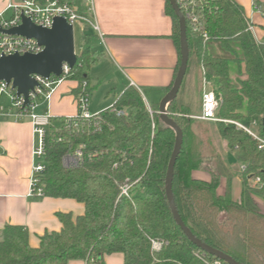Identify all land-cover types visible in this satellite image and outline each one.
Instances as JSON below:
<instances>
[{
  "label": "trees",
  "instance_id": "trees-1",
  "mask_svg": "<svg viewBox=\"0 0 264 264\" xmlns=\"http://www.w3.org/2000/svg\"><path fill=\"white\" fill-rule=\"evenodd\" d=\"M61 1L88 14L85 0ZM196 2L198 21L187 20L188 71L168 107L184 134L173 181L176 206L187 227L204 243L242 264H264V214L248 203L250 196L264 200V150L234 124L193 118L201 114L203 95L198 110L186 87L191 73L199 70L222 101L219 118L246 126L260 119L257 130L264 139V41L256 40L243 8L233 0ZM166 12L174 24L173 39L181 63L180 22L169 0ZM93 36L85 34L81 51L76 52L78 60L70 77L78 82L76 97L91 94L85 69L102 58L91 49ZM174 82L167 91H145L152 112L142 94L130 86L115 103L127 111L125 118L105 110L100 113L101 124L92 122L79 130L66 129L68 118H49L46 171L40 181L44 197L76 200L85 205V214L76 221L69 214H58L62 231L44 235L38 248L29 245L26 228L6 226L0 238V264H69L91 259L93 264H104V257L113 254H122L124 264H226L191 243L169 205L166 177L176 135L161 122L159 107ZM208 125L217 129L230 154L248 165L239 200L232 196L231 182L223 195L219 193V174L214 173L210 181L194 177L206 152L215 150L199 139ZM60 136L63 142L57 141ZM81 145L90 158L76 168L64 167L63 158ZM249 176L259 177L262 187L251 189ZM126 182H137L129 197L121 196ZM154 242L162 245L160 250H154Z\"/></svg>",
  "mask_w": 264,
  "mask_h": 264
},
{
  "label": "crops",
  "instance_id": "crops-1",
  "mask_svg": "<svg viewBox=\"0 0 264 264\" xmlns=\"http://www.w3.org/2000/svg\"><path fill=\"white\" fill-rule=\"evenodd\" d=\"M20 0H0V15L12 16L11 5ZM244 10L248 24L253 27L257 41H264V0H233ZM96 50L102 56L89 74L92 92L101 84L111 90L114 106L126 88L132 86L150 104L145 91H167L179 69L180 56L173 39L174 24L166 12V0H93ZM94 76V77H93ZM98 84V85H97ZM78 82L66 80L44 104L49 118H74L78 114L75 90ZM106 107V106H104ZM43 109V113H44ZM99 112V114L102 111ZM109 110V109H107ZM36 137L30 118L17 121L11 115L0 117V238L6 226H20L29 233V245L38 248L41 238L61 232L63 224L58 214H69L73 221L85 214V205L73 199L29 196L33 167V147ZM226 154L225 163L233 172L232 196L241 197L243 177L240 166L236 173ZM194 177L209 181L207 171H195ZM230 176H221L219 193L226 191ZM69 264H92L87 261H71ZM104 264H124L122 254L104 257Z\"/></svg>",
  "mask_w": 264,
  "mask_h": 264
},
{
  "label": "built area",
  "instance_id": "built-area-1",
  "mask_svg": "<svg viewBox=\"0 0 264 264\" xmlns=\"http://www.w3.org/2000/svg\"><path fill=\"white\" fill-rule=\"evenodd\" d=\"M205 1V0H201ZM88 7V14L83 15L78 10L67 3H62L61 0H20V3L11 5L12 16L5 18L0 15V30H9L16 28L22 23V18L25 16L29 18L35 25L51 29L56 18H64L70 25L75 27L78 24H85L91 28L98 30L94 23L93 16V0H85ZM179 6L186 18L196 23L197 17L195 16V8L197 5L196 0H178ZM264 23V17H263ZM249 30L252 32L253 27L248 24ZM205 40L208 35L204 34ZM43 50L36 40L27 39L20 36H9L0 32V58L3 56H11L14 54L24 55L26 53L38 54ZM71 68L65 64L63 74L60 77L51 76L45 79L36 76L35 79L39 86L35 91L30 93V103L25 105L24 96H19L16 90L12 89V85H8L5 81H0V117L11 114L17 121H22L25 118H30L33 123V131L36 141L33 147V167L32 176L30 181L29 196L32 199H39L44 197V189L40 186L42 175L46 171L45 157L47 148V127L50 125L49 116L46 112L43 115H35L34 111L41 105L46 104L52 98L53 93L60 87L66 80L71 77ZM86 85V84H85ZM89 96L87 93H81L76 97L78 106L77 117L68 118L66 122V129L79 130L84 128L85 125H90L94 122L95 125L102 123L100 114L92 115L89 110ZM221 99L217 96L216 92L212 89L211 85L205 80L204 92L202 97L201 114L193 118L210 123H225L234 124L239 130L246 132L258 143L261 150H264V139L258 133L260 119H255L250 126H246L240 122L221 119L218 116L221 107ZM110 114L115 115L117 118H125L127 111L116 106L108 110ZM77 118V119H76ZM58 142H63V137L57 139ZM84 145H81L74 153H69L63 158L64 167L71 169L80 166L84 160L90 158V155H85ZM248 165L242 163L240 166L241 174L247 172ZM126 182L121 186V196L129 197L132 187L136 184ZM248 186L251 189H260L262 181L259 177L249 176ZM161 244L154 242V250H160ZM94 263V259L87 261ZM216 264H221L216 262Z\"/></svg>",
  "mask_w": 264,
  "mask_h": 264
},
{
  "label": "water",
  "instance_id": "water-1",
  "mask_svg": "<svg viewBox=\"0 0 264 264\" xmlns=\"http://www.w3.org/2000/svg\"><path fill=\"white\" fill-rule=\"evenodd\" d=\"M169 1L180 22L181 63L174 85L162 99L159 107L161 122L166 127L171 128L176 135L175 147L166 177L167 198L176 223L191 243L204 253L226 264H242L230 255L209 246L197 238L184 223L176 206L173 181L176 164L184 144V134L178 123L169 115L168 107L177 98L185 80L190 60V47L187 35V20L179 6L178 0ZM0 32L9 36H20L36 40L39 46L43 48L38 54H14L0 58V81H5L8 85H12V89L16 90L19 96H24L26 106L30 103V93L39 86L35 79L36 76L45 79H49L51 76L60 77L63 74L65 64L71 69L77 64L74 27L64 18H56L52 28L47 29L35 25L29 18L23 16L21 25L9 30H0ZM262 123L264 124V119Z\"/></svg>",
  "mask_w": 264,
  "mask_h": 264
},
{
  "label": "rangeland",
  "instance_id": "rangeland-1",
  "mask_svg": "<svg viewBox=\"0 0 264 264\" xmlns=\"http://www.w3.org/2000/svg\"><path fill=\"white\" fill-rule=\"evenodd\" d=\"M89 31H90V26L88 25L78 24V23L75 25L74 35H75V46H76L77 53L81 51V48L83 46V36L85 34H88ZM90 46H91L92 51L96 50L94 36L91 38ZM85 70L88 72V74H91L92 72V68L91 69L86 68ZM202 77H203V74H202ZM199 79L202 80V84H199ZM204 82H205V79L201 78V74L199 70H195L194 72H192L191 75L188 77V81H187L186 87L188 88V93L191 95L192 97L191 99L194 100V104L196 105L198 110L201 106L200 98L204 92ZM113 96L114 95L113 93H111V90L107 91V84H101V86L97 88V90H94L93 93L90 94L89 96L90 113L92 115H98L101 110H104V109L107 110V109L112 108L114 106ZM43 107L44 105H41L39 108H37L34 111V114L40 115V116L43 115V109H44ZM205 130L206 131H204V135L199 134L200 136L199 139L202 140L200 142L202 143L204 141V143L206 144V148L209 144L214 146L215 150L212 151L214 153L210 151L206 152V158L203 161V164L200 166L201 167L200 170L198 171H203V172L207 171V173L211 174V179L214 173H217L220 176L223 175L225 177L230 176L228 177V179L229 178L231 179V177L233 176V172L227 167L225 163L226 154L230 153L228 150L227 143L220 138V136L218 135L217 129L213 125H208V128H206ZM195 131L198 132L197 130ZM199 132L201 133V131ZM231 162L232 164H234L233 165L234 167H232V169L236 173V171L238 170L237 168H239V163L235 159V157L231 160ZM230 179H229V182H231ZM230 186L232 187V185ZM249 199L250 201H248V203L250 204V206L252 205L255 206V208H258V210L264 214V200L262 198L251 197V196L249 197Z\"/></svg>",
  "mask_w": 264,
  "mask_h": 264
}]
</instances>
